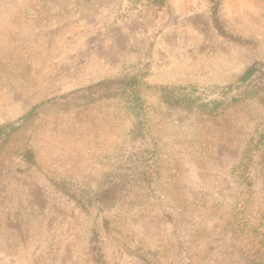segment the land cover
<instances>
[{
	"label": "rangeland",
	"instance_id": "rangeland-1",
	"mask_svg": "<svg viewBox=\"0 0 264 264\" xmlns=\"http://www.w3.org/2000/svg\"><path fill=\"white\" fill-rule=\"evenodd\" d=\"M219 2L238 41L210 0H0V126L64 97L0 147V264H92L94 237L107 264H264L247 240L264 234V86L238 83L264 63V0ZM132 76L156 174L102 207L106 176L137 171L136 119L123 97H67Z\"/></svg>",
	"mask_w": 264,
	"mask_h": 264
},
{
	"label": "trees",
	"instance_id": "trees-1",
	"mask_svg": "<svg viewBox=\"0 0 264 264\" xmlns=\"http://www.w3.org/2000/svg\"><path fill=\"white\" fill-rule=\"evenodd\" d=\"M166 1L167 0H148V4L160 8L165 5ZM210 2V17L216 32L221 37L238 41L236 37L228 34L221 24L219 18V0H210ZM255 80H259L260 84L264 86V63L256 62L252 64L238 79V83L240 85H250V83ZM187 89L188 88L184 87L162 88V97L168 103L175 105L184 104L185 102L192 100ZM94 97H123L128 101L129 109L136 119L133 135L138 142V145L131 157L137 162V171L133 175L125 177L118 174L107 175L100 189L94 196V201L97 204L102 207H109L122 198L133 186L148 185L152 183L156 174L157 143L149 135V120L147 118L144 103L140 97L139 81L136 76L106 80L89 86L86 89L74 92L67 98L81 99ZM63 98L64 97L48 100L34 108L32 112L20 118L18 121L0 126V147L8 142L10 137L21 128L25 121L33 115L37 109L53 105ZM24 159L30 165L34 163V154L32 150H26ZM257 175L263 177L264 171L259 170ZM252 179L253 178H251L250 181ZM254 184L255 183L251 181V184L248 185V189L245 188L246 193L251 192L250 188L252 190ZM250 198L252 197L250 196ZM248 232H250V230ZM254 232L256 233H249L251 235L247 237V240L251 245V250L253 253H260L263 251L264 255V234L258 232L257 229H254ZM89 254L92 264H107L96 237L91 241Z\"/></svg>",
	"mask_w": 264,
	"mask_h": 264
}]
</instances>
